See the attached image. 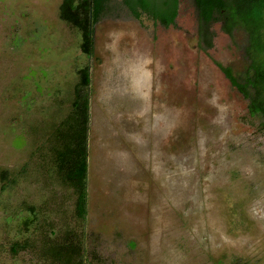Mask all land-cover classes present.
<instances>
[{
	"label": "rangeland",
	"instance_id": "obj_1",
	"mask_svg": "<svg viewBox=\"0 0 264 264\" xmlns=\"http://www.w3.org/2000/svg\"><path fill=\"white\" fill-rule=\"evenodd\" d=\"M62 1L0 0V264H44L33 249L12 253L11 208L48 202L58 225L71 221V190L47 184L33 156L86 66L90 264H264V131L217 64L244 71V34L215 23L204 50L191 0L170 27L117 9L96 25L88 59ZM30 161L28 179L3 193L2 171Z\"/></svg>",
	"mask_w": 264,
	"mask_h": 264
},
{
	"label": "trees",
	"instance_id": "obj_2",
	"mask_svg": "<svg viewBox=\"0 0 264 264\" xmlns=\"http://www.w3.org/2000/svg\"><path fill=\"white\" fill-rule=\"evenodd\" d=\"M191 2L197 13L199 41L204 50L214 45L212 27L215 23H220L222 31L231 37L244 34L242 50L247 61L244 71L235 73L232 67L217 64L248 102L250 116L260 120V129L264 131V0ZM117 9L127 10L137 20L147 16L170 27L176 23L180 0H63L60 17L78 30L79 48L88 59L95 56L96 25ZM78 74L80 79L74 87L69 114L33 156L34 169L47 184L71 190L74 206L71 221L65 223L63 219V224L58 225L55 215L59 211L48 202L43 206L21 202L9 210L6 218L8 222L16 220L19 227L18 237L11 245L12 253L33 249L44 264H90L85 225L89 215L91 69L82 67ZM31 163L27 162L13 176L7 170L2 171L1 191H11L21 180H27ZM22 234H25L24 239L19 238Z\"/></svg>",
	"mask_w": 264,
	"mask_h": 264
}]
</instances>
